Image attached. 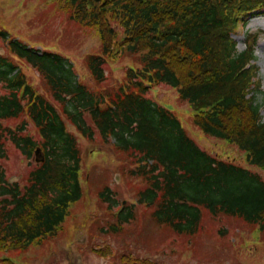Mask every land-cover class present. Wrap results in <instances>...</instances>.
Returning a JSON list of instances; mask_svg holds the SVG:
<instances>
[{"label": "trees", "instance_id": "16d2710c", "mask_svg": "<svg viewBox=\"0 0 264 264\" xmlns=\"http://www.w3.org/2000/svg\"><path fill=\"white\" fill-rule=\"evenodd\" d=\"M56 1L73 20L96 30L101 47L88 53L83 76L64 53L0 29L6 40V53H0V250L25 251L56 234L83 196L82 149L70 124L123 155L124 170L139 181L137 201L158 223L194 234L206 208L213 216L259 224L264 234V175L201 147L179 116L149 95L155 85L176 87L198 126L238 144L264 171L263 117L248 96L256 72L245 69L255 49L249 44L238 53L232 38L242 15L264 12V0ZM126 55L138 59L111 81L107 65ZM24 65L38 70L39 83ZM8 142L32 165L23 182L11 181L1 161L9 157ZM37 149L40 160H31ZM101 195L112 201L109 187ZM134 205L111 209L117 219L107 230L121 231L134 219ZM98 251L113 253L110 247ZM121 259L164 264L131 253ZM0 264L18 263L0 256Z\"/></svg>", "mask_w": 264, "mask_h": 264}, {"label": "rangeland", "instance_id": "374dc122", "mask_svg": "<svg viewBox=\"0 0 264 264\" xmlns=\"http://www.w3.org/2000/svg\"><path fill=\"white\" fill-rule=\"evenodd\" d=\"M245 25L258 28V35L264 33V14L250 16ZM0 29L9 31L29 45L62 50L71 55L83 76L88 74L87 53L101 46L96 30L81 26L69 12L59 8L56 0H0ZM241 36L244 37L242 43L238 39ZM234 38L244 49L247 34L240 30ZM5 45L3 36H0L1 52H6ZM137 59L136 55H126L116 64L107 65L111 81L120 78ZM254 62L257 74L264 73V51L256 55ZM23 67L32 80L40 82L36 69L27 65ZM258 91L259 86L251 93L254 100ZM150 95L174 110L189 134L202 147L225 158H235L242 165L264 173L248 162L246 152L238 145L226 138L209 135L198 126L194 121L195 111L188 102L180 100L176 87L155 85ZM262 108L264 104H261ZM261 112L264 117V111ZM77 134L84 151L82 198L72 204L70 214L57 235L47 237L25 251L0 250V256H10L18 264H124L121 256L128 253L164 264H264V235L256 229L259 224L253 225L233 216L212 217L206 208H202L203 226L194 234L180 235L156 223L151 208L140 204H136L135 219L125 224L122 232L113 234L104 230L102 226L114 221V217L108 208L109 203L100 197L102 188L110 185L114 189L117 199L113 208L118 210L122 202L135 199L134 184L139 186V181L124 170V164H121L123 155H118L111 145L95 144L79 132ZM8 143L9 157L1 160L7 174L12 180H26L31 168L29 159L15 144ZM116 173H120L118 181ZM107 247L114 251L113 255L96 250Z\"/></svg>", "mask_w": 264, "mask_h": 264}, {"label": "clouds", "instance_id": "9594fccd", "mask_svg": "<svg viewBox=\"0 0 264 264\" xmlns=\"http://www.w3.org/2000/svg\"><path fill=\"white\" fill-rule=\"evenodd\" d=\"M251 24V22H249ZM241 30L245 33H253L256 34L260 30L256 27H248L246 25L241 26ZM240 42H243L244 37L241 36L238 38ZM264 45V35H257V46L255 48V54L259 56L262 51H264V48L261 46ZM236 51L239 53L243 51V49L240 47V44L238 43L236 46ZM258 81H259V91L256 93V100L255 102L258 104H264V73H258ZM261 111H264V108L261 109ZM261 123H264V120L260 121Z\"/></svg>", "mask_w": 264, "mask_h": 264}]
</instances>
